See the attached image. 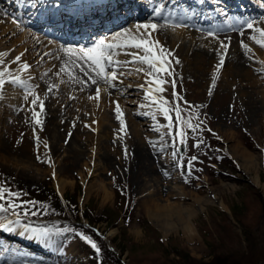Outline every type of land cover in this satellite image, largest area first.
Masks as SVG:
<instances>
[{
  "label": "rangeland",
  "instance_id": "1",
  "mask_svg": "<svg viewBox=\"0 0 264 264\" xmlns=\"http://www.w3.org/2000/svg\"><path fill=\"white\" fill-rule=\"evenodd\" d=\"M4 1L7 2L0 1V21L12 27L17 25L14 37L4 45L5 52L12 53L20 47L16 44L18 41H11L22 34H27L28 39L39 34L53 46L60 49L69 47L63 44L66 40L49 34L46 36L36 26L22 23L17 10L13 6L10 10L6 9ZM12 4L15 6V3ZM253 6L259 7V17L255 19L259 21L264 17V8L258 4ZM170 11H174L172 7L165 16ZM143 18H127L125 23L97 33L96 37L106 40L110 35L117 36L124 28L141 24ZM164 23L174 34L178 25L188 27L170 20H164ZM258 27L262 28V25L258 23ZM187 40L188 37H184L177 42L184 44ZM78 41L79 44L73 45L76 51L81 44L97 40ZM248 62L252 63V60ZM44 67L45 63L35 65L39 76ZM131 67L133 69L121 67L124 75L115 82L119 88L110 87L103 81L99 83L102 98L96 105V119L88 123L91 114L78 113L76 119L85 118L87 122H84L85 126L80 124L85 129L84 133L94 136L93 140L81 143L83 154L79 157L68 155L63 159V155L68 154V150H64L56 161H46L47 156L41 150L46 139L45 124L38 134L36 129H39V124L35 123L31 112L19 113L12 119H4L9 113L3 112V117H0V140L3 143L0 150V185L20 192L17 202H38L41 214L29 216L25 222L57 231L59 242L56 244L60 246L61 243V246L56 247V251L61 247L64 251L57 255L58 259L44 254L49 261H39L36 257L43 254L42 244L35 242L39 249L33 250L34 246L21 240L22 236L15 238L0 229V250L19 256L11 261H0V264H192L209 262L217 255L243 263L254 260V264H264V112L259 109L252 115L244 113L242 100L234 91L230 98L212 92L199 96L193 90L196 80L183 77L173 69L175 91L183 98L176 100L172 96L170 82L164 85L169 89L163 94L168 100L166 107L173 109L170 112L174 121L173 135L177 105L186 110L188 105H194L188 122L199 125L198 130L193 132L187 129L185 123L183 127L188 133L186 144L181 145L177 138L174 148L173 136L169 135L166 126L167 118L158 104H151L146 98L148 84L145 74L140 78L134 70L137 65L131 64ZM257 70H253L255 75H261L262 72ZM43 74L45 76V72ZM166 78L169 81L172 79ZM189 84H193V88ZM8 86H11L9 91L14 92L10 96L5 94V97L13 104L17 101L16 91L27 92L26 88L17 84ZM117 89L124 92L117 94ZM107 94L117 95L122 100L119 107L126 125L123 131L117 119V105L112 107L104 99ZM71 101L68 107H73L74 112H77L75 105L82 110H90L87 101L82 103L78 98ZM98 108L105 114H99ZM126 118L137 123L140 127L138 133ZM185 119L188 120V117L185 116ZM99 127L104 131L98 130ZM28 131L33 132L31 136ZM146 135L156 141L159 137L163 138L161 145L164 147L159 144L151 153L159 155L162 161L153 162L149 158L137 165L133 158L134 147L144 146L147 142L142 138ZM198 140H203V143L195 147ZM173 151H178L175 159ZM104 154H110L111 162H102ZM193 156L197 159L192 161L189 175L187 164ZM181 157L184 167L178 166ZM144 165L152 171L162 169V166L165 168L161 172L147 174ZM174 175L177 177L171 178ZM61 180L63 184L58 185ZM182 212L191 214L199 237L196 240L185 236L182 220L177 217ZM10 219L14 217L0 213V222L7 223ZM19 230L22 229L16 226L15 231ZM81 234L92 240L100 251L97 252Z\"/></svg>",
  "mask_w": 264,
  "mask_h": 264
},
{
  "label": "bare ground",
  "instance_id": "2",
  "mask_svg": "<svg viewBox=\"0 0 264 264\" xmlns=\"http://www.w3.org/2000/svg\"><path fill=\"white\" fill-rule=\"evenodd\" d=\"M6 1L7 2L4 1V7L8 10L14 7V9L17 10L16 13L22 23L32 24L39 30H44L46 34L56 36L62 40L77 39L80 40L81 43L82 41H87L90 39V35L88 34L89 31L93 33L96 32V34L104 32L108 28L118 25L127 18L134 20L144 16V18L140 20L141 24L153 22L152 20L155 19H153V17L148 18V15L151 14V12H154V9L149 10V8L155 5V3L157 4V2L164 3V7L168 6L170 8L173 6L174 13L172 15L169 14L168 16L171 18V21H174V23L182 25H184V23L180 20L181 16L177 15L179 11H181L183 14H185L186 11H190L193 13V17L203 21L208 20L206 12L212 14L215 18L220 19L221 17H219L217 11H220V14H226L225 16H231V10L238 12V14L246 11L249 13L247 18L242 17L243 19L240 20L235 19L237 18L236 16L232 18L230 17V19L226 21H220L219 23H215L211 26L206 24L208 27H206L204 31H200V29H192L189 26L180 27L178 25L177 31H175L174 34V32L171 33L167 27L160 25V23L157 22L159 31L154 35L161 41L162 44L166 46L167 49L171 50L175 54L174 57H170V59L173 61L172 69L177 70L178 74L182 75L183 77H192L194 80H196L197 85H195L194 88L193 84H189L188 86L193 88L197 95L205 96L208 92H212L220 93L222 96L230 98L232 97V93L234 91L237 93L236 95H238L242 100L241 107L244 113L252 115L255 114V112H258L259 109L261 112H264V79L262 81L259 78L264 77V48L260 47L249 38L254 34V32L253 30H250L246 27V22L252 21L255 23L256 28H260L258 27V23L262 25V28H264V19H262L264 17H261L259 21L255 20L257 18L256 16L259 17V9L255 8L253 3L250 4L251 0H246L244 2L241 0L243 3H241L242 5L240 6L228 5L224 3L225 0H45V2H37L39 0ZM12 3H15V6ZM255 3L256 5L258 4L264 7L263 0H254V4ZM214 4L216 5L215 7ZM156 6L158 7V5ZM164 7L161 9V15L165 12ZM173 17H175V19ZM183 17H185V15ZM158 18L159 17H156V19ZM192 19L194 20V18ZM14 27L17 28V25H14ZM14 27L11 25H5L0 21V54H4L0 55V60L4 61V64L0 65V68H9L12 75H18L22 77V79L27 82V85L33 90V95L35 96L38 94L40 99L44 101L45 111L39 117L43 123L39 124V129H36V133L40 134L41 126L45 124V145H47V147L44 145L41 150L42 152L44 151L45 156H47L46 161H56L58 155L64 150H68V154L63 155V159H66L68 155L73 157L75 155V158L79 157L81 154H83V150L80 146L81 143L85 140L91 141L94 138L93 135L84 133L83 130L85 129L81 127L80 124L85 126L87 122L90 123V120L96 119V105L97 102H101L102 92L98 100L96 98H90L95 97V85H92L90 82L87 85L81 82H76L70 79L66 73H61L59 76H57L56 73L59 71L62 65L68 62L69 56L65 52L64 48L60 49L51 45L49 42H47L45 37H42V35L38 34V36H33L31 39H28L27 34H22L17 39L11 41V43L18 41L16 44H20V47H18V49L14 50L12 53L5 52V49H3L5 43L14 37L16 30ZM183 28H186V30H183ZM125 30H128L133 35L136 34L135 26L124 28L122 33ZM241 30H243L245 35L242 36L240 34ZM210 32L214 33V35H209ZM255 34L257 35V38H259V34ZM184 37H188V44L187 42L184 44L177 42V39ZM228 38H230V42ZM123 39V36L117 39V36L110 35L105 41L117 43L121 42ZM241 40L249 45L252 50L251 53L246 52L241 46ZM221 41H225L229 44L226 50L221 48ZM200 43L205 44L197 46V44ZM92 45L93 43H84L81 44L80 47H90ZM21 53H24L21 58V62L26 61L31 66L26 72H21L19 70L21 67L20 63H12L15 60V57ZM222 56L224 57V63L219 68V70H217V65L219 64ZM118 57L121 61L128 59V57L123 54L119 55ZM175 59L179 60L178 64L175 63ZM248 60H252V63L248 62ZM42 63H45V67L42 69L43 73L45 72V76L43 73L39 76L37 73L38 71H36L35 68V65L40 66ZM136 65L138 67L136 69L146 67L140 64ZM124 68L133 69L131 65ZM254 68H258L257 71L262 72V74L255 75L254 72L256 71H253ZM138 73V76L143 78L144 73ZM75 74L81 81L87 79V77L84 76V74L80 72L79 69L76 70ZM5 79H8V77L6 76ZM147 79L151 80L152 78L148 77ZM98 83H102V81H99ZM53 84L59 85V87L49 92L48 89ZM8 87V84H6L3 89L5 91L4 94H2L3 90H0V117H3L4 111L9 113V115L3 117L4 119L6 117L12 119L19 113H32L31 100L33 99V95L29 96V98L26 100L24 97L28 95V92L20 93L19 91H16L17 101L13 104L10 101H7L5 97V94L10 96V94H13L14 92L13 90L9 91L11 86L10 88ZM114 88H119V86H114ZM128 89L130 90V87ZM117 90V94L119 92H124L122 89ZM168 91L169 89H167L166 92ZM154 95H159V93H154ZM74 98H78V100H81L82 103L85 101L89 102L90 110H82L80 106L75 105L74 107L76 108L77 112H74L72 109L73 107H68L72 103L71 100ZM104 99L107 102H110L112 107H116V102H122V100L118 99L117 95L114 94H107L106 98ZM35 110L39 111V104L36 105ZM81 111L83 113H88L89 115L91 114L87 122H85V118L76 119L78 113ZM97 111L101 115L105 114L104 111L102 112L101 108H98ZM152 115L154 114L152 113ZM126 119L132 124L133 128L138 133L140 131V127L137 126V123H135L130 118ZM73 120L74 124L72 125ZM98 130L104 131V128L102 129L99 127ZM156 131L159 132L160 130L156 129ZM32 133V131H28V135L31 136ZM142 139H145L147 143H144L145 145L142 147H134L133 158L135 159L137 165L143 164L144 160H148L149 158H151L153 162L162 161L159 155H152L151 153L158 148L159 144L160 147H164L161 145L163 138L159 137L158 141H156L152 138V136L146 135L145 137L143 136ZM2 148L3 143L0 140V150H2ZM241 154H244V152H241ZM102 159V162H111L112 160L110 154H104ZM164 168L165 167L162 166V169L156 168L155 171H152L147 165H144L143 169L147 174H152L155 172H161V170ZM136 169L139 170L140 167H136ZM174 177L177 176L174 175L171 178ZM63 182L64 181L61 180L58 185H62ZM177 217L180 221L182 220V229L185 236L189 240H196L198 234L192 223L191 214L182 212ZM21 231L22 230L9 232L4 229V233L9 232L11 233L12 237L17 238V235L22 236L21 240H26L28 244L34 246V248L32 247L33 250L39 249V246L37 247V245L34 244L35 242L42 244L44 247L42 251L43 254H39L40 256L38 255L36 257V259L39 261L48 262L49 259H47L46 256L52 255L54 258H57V255L64 251H62V247L59 251H56V247L59 248L61 246V243H59L60 246L56 244L59 242L57 231H50L48 236L41 238H34L32 237L31 233L20 235L19 233ZM5 245L6 242L4 243V246ZM44 254L46 256H44ZM18 257L19 256L17 255H8L7 252L0 250V261H11L12 259Z\"/></svg>",
  "mask_w": 264,
  "mask_h": 264
},
{
  "label": "snow or ice",
  "instance_id": "3",
  "mask_svg": "<svg viewBox=\"0 0 264 264\" xmlns=\"http://www.w3.org/2000/svg\"><path fill=\"white\" fill-rule=\"evenodd\" d=\"M153 15L160 16L161 8L154 10ZM264 19V18H262ZM246 27L250 30H253L254 34L249 38L252 39L260 47L264 48V28H256L255 23L252 21L246 22ZM136 34H131L128 30H125L123 33L117 34V39L121 36L124 39L121 42H106L104 39H100L93 43L92 46H82L78 51L74 50L71 47L65 49V52L69 56L68 62L62 65L59 71L56 73L59 76L61 73H66L70 79L81 82L87 85L89 82L92 85H96L95 97L99 99L101 95V89L99 87V81H103L105 84L110 87L115 86V82L118 81L119 76H123L124 72L121 71V67H127L131 64H140L146 67L134 69L137 72H143L146 77V83L148 84L146 90V98L150 99L151 104H158L160 111H162L163 116L167 118V128L169 130V135L173 136V147H176L177 138L181 145L186 144L187 141V131L183 127L187 123V129L195 132L198 130L199 125H193L188 122L191 119V108L195 107L194 105H188V109L181 108L177 105L174 109L175 114V134L173 135L174 121L170 112L173 109L166 107L168 100L163 95L167 89L164 87L165 84L171 83L173 92L172 96L176 100H182L183 98L175 91V77L173 75L172 69V59L175 54L166 48L161 41L155 37V33L159 31V26L155 22L151 23H142L135 26ZM259 34V38L257 35ZM242 36L245 35L243 30L240 33ZM209 35H214V33H209ZM230 42V38H228ZM221 48L227 49L229 44L225 41H221ZM241 46L245 49L246 52L251 53V48L247 43L241 40ZM126 55L128 59L119 60L115 57L119 55ZM4 55V54H0ZM24 53L17 55L13 63H20V71L26 72L30 69V64L26 61L21 62V58ZM175 63L178 64L179 60L175 59ZM224 57L222 56L219 64L217 65V70L223 65ZM4 61L0 60V65H3ZM79 69L80 72L87 77L86 80H80L76 76V70ZM8 79H5V77ZM151 77V80L147 78ZM166 77H172L169 81ZM6 84H18L22 85L27 89L28 95L24 98L27 100L29 96L33 95V90L28 87L27 82L18 75H12L9 68H0V90H3ZM59 85L53 84L49 87L48 91L51 92L53 89L58 88ZM141 88H144V85H140ZM154 93H159V95H154ZM117 103L116 112L117 119L120 120L121 130H124L125 121L122 119V112ZM187 104V101L184 102ZM39 104V111L35 110L36 105ZM32 105V116L35 119L36 124H42L41 119L39 118L41 114L45 111L44 101L40 99L39 95H35L31 100ZM185 116L188 117V120L185 119ZM203 143V140H198L194 145L199 147ZM47 147V145H45ZM125 155L127 156V149L125 148ZM173 158L175 159L178 155V151H173ZM181 163L179 167H184L183 157L180 158ZM197 157L193 156L191 160L188 161L187 168L188 174H191L192 171V161L196 160ZM55 175V173H53ZM21 193L18 191H13L10 188H7L3 185H0V213H8L14 219H10L7 223L0 222V228H3L9 232L15 231L16 226L20 227L22 231L20 235L25 233H31L34 238H41L48 236L51 229L47 227L33 226L30 222H25L29 216L40 215L41 212L37 208V203L35 201H19L17 202L18 197ZM31 205V208L29 207ZM62 231H68V229H63ZM85 240L92 245L93 248H96L97 252L100 249L97 245L90 240L87 236L81 234Z\"/></svg>",
  "mask_w": 264,
  "mask_h": 264
},
{
  "label": "trees",
  "instance_id": "4",
  "mask_svg": "<svg viewBox=\"0 0 264 264\" xmlns=\"http://www.w3.org/2000/svg\"><path fill=\"white\" fill-rule=\"evenodd\" d=\"M49 215L51 216L52 214L49 213ZM43 217H45V216H43ZM220 256L217 255L215 258H213L209 262L192 263V264H254L255 263L254 260H252L251 262L243 263V261H241V260H232V259L230 260V259L226 258V256H221V257Z\"/></svg>",
  "mask_w": 264,
  "mask_h": 264
}]
</instances>
